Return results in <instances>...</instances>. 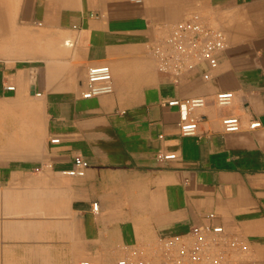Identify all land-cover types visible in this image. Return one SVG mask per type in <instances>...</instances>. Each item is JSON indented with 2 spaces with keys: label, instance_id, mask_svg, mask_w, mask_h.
Instances as JSON below:
<instances>
[{
  "label": "crops",
  "instance_id": "1",
  "mask_svg": "<svg viewBox=\"0 0 264 264\" xmlns=\"http://www.w3.org/2000/svg\"><path fill=\"white\" fill-rule=\"evenodd\" d=\"M3 1L0 264H117L205 225L264 264V0ZM189 19L228 47L216 68L160 72L150 46ZM97 65L113 90L85 99ZM186 98L206 101L194 135L164 105ZM229 116L239 131L224 130ZM76 156L84 176L65 173Z\"/></svg>",
  "mask_w": 264,
  "mask_h": 264
},
{
  "label": "built area",
  "instance_id": "2",
  "mask_svg": "<svg viewBox=\"0 0 264 264\" xmlns=\"http://www.w3.org/2000/svg\"><path fill=\"white\" fill-rule=\"evenodd\" d=\"M140 2L141 0H134ZM228 47L226 34L217 28L206 25L198 19H189L178 24L164 38L156 41L150 46L155 57L157 68L160 72L180 76L183 73L197 68L202 63H207L210 68H216L218 60L216 54ZM205 79H209V73L204 74ZM14 90V87H8ZM113 90L112 70L108 65L90 66L88 69L87 87L82 96L85 99L111 93ZM234 97L233 92H221L216 95V101L224 106L231 103ZM164 105L175 107L179 111L178 125L182 134L194 135L199 128V117L196 111L206 105L204 98L170 99ZM226 132H237L241 129V121L238 117L229 116L222 120ZM261 126L259 120L250 124L254 129ZM60 140L54 138L51 143H59ZM176 154L163 155V159L175 158ZM46 167H52L46 164ZM88 161L81 156L75 157V168L65 172L70 176H84L88 168ZM38 171L40 169H37ZM93 210L99 211V203H93ZM213 217V215H211ZM223 233L221 226L212 227L205 225L194 227L185 239H167L162 242L166 251H170L178 244L193 245L204 238V235L214 234L220 236ZM231 246L237 247V241H231ZM81 264H90L88 261ZM117 264H134L133 256L125 255L118 260Z\"/></svg>",
  "mask_w": 264,
  "mask_h": 264
},
{
  "label": "rangeland",
  "instance_id": "3",
  "mask_svg": "<svg viewBox=\"0 0 264 264\" xmlns=\"http://www.w3.org/2000/svg\"><path fill=\"white\" fill-rule=\"evenodd\" d=\"M3 2L0 0V18L4 16ZM3 47L1 43L0 58ZM144 251L139 249L132 254L134 264H243L236 254L238 247L231 246L230 241L222 235H204L193 245L178 244L170 251H166L162 245L150 248L148 254Z\"/></svg>",
  "mask_w": 264,
  "mask_h": 264
}]
</instances>
